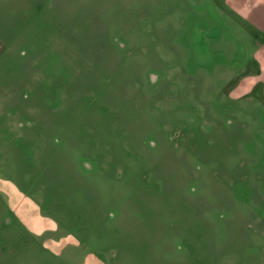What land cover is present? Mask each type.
I'll use <instances>...</instances> for the list:
<instances>
[{
	"label": "rangeland",
	"instance_id": "obj_1",
	"mask_svg": "<svg viewBox=\"0 0 264 264\" xmlns=\"http://www.w3.org/2000/svg\"><path fill=\"white\" fill-rule=\"evenodd\" d=\"M263 41L227 0H0V264H264Z\"/></svg>",
	"mask_w": 264,
	"mask_h": 264
},
{
	"label": "crops",
	"instance_id": "obj_2",
	"mask_svg": "<svg viewBox=\"0 0 264 264\" xmlns=\"http://www.w3.org/2000/svg\"><path fill=\"white\" fill-rule=\"evenodd\" d=\"M227 12L235 16L244 28L264 31V0H227ZM258 45L254 63L258 74L245 78L233 91V98L247 95L261 83L259 91L264 99V41Z\"/></svg>",
	"mask_w": 264,
	"mask_h": 264
}]
</instances>
